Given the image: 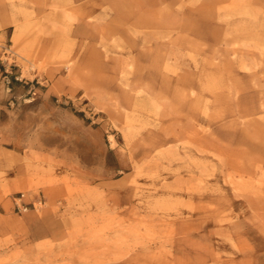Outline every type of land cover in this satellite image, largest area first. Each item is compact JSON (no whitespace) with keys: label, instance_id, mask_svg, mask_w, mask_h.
Wrapping results in <instances>:
<instances>
[{"label":"rangeland","instance_id":"obj_1","mask_svg":"<svg viewBox=\"0 0 264 264\" xmlns=\"http://www.w3.org/2000/svg\"><path fill=\"white\" fill-rule=\"evenodd\" d=\"M0 212V264H264V0H0Z\"/></svg>","mask_w":264,"mask_h":264},{"label":"crops","instance_id":"obj_2","mask_svg":"<svg viewBox=\"0 0 264 264\" xmlns=\"http://www.w3.org/2000/svg\"><path fill=\"white\" fill-rule=\"evenodd\" d=\"M0 214L3 213L0 212ZM27 217L31 219V222L28 224V229L31 232L33 242L55 238L61 234L57 226L54 225L55 221L50 215L43 217L30 215Z\"/></svg>","mask_w":264,"mask_h":264},{"label":"built area","instance_id":"obj_3","mask_svg":"<svg viewBox=\"0 0 264 264\" xmlns=\"http://www.w3.org/2000/svg\"><path fill=\"white\" fill-rule=\"evenodd\" d=\"M22 197H23V193H20V196L18 197H13V203L17 211H26L28 208L27 204H24L21 201ZM39 202L42 203V200H39ZM32 205L34 207V203H32Z\"/></svg>","mask_w":264,"mask_h":264},{"label":"bare ground","instance_id":"obj_4","mask_svg":"<svg viewBox=\"0 0 264 264\" xmlns=\"http://www.w3.org/2000/svg\"><path fill=\"white\" fill-rule=\"evenodd\" d=\"M152 74V73H151ZM172 94V93H171Z\"/></svg>","mask_w":264,"mask_h":264}]
</instances>
